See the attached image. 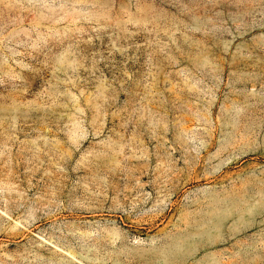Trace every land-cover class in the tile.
I'll return each instance as SVG.
<instances>
[{
    "label": "rangeland",
    "instance_id": "374dc122",
    "mask_svg": "<svg viewBox=\"0 0 264 264\" xmlns=\"http://www.w3.org/2000/svg\"><path fill=\"white\" fill-rule=\"evenodd\" d=\"M0 264H264V0H0Z\"/></svg>",
    "mask_w": 264,
    "mask_h": 264
}]
</instances>
